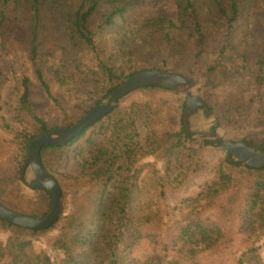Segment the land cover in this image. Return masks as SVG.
<instances>
[{
	"label": "trees",
	"instance_id": "16d2710c",
	"mask_svg": "<svg viewBox=\"0 0 264 264\" xmlns=\"http://www.w3.org/2000/svg\"><path fill=\"white\" fill-rule=\"evenodd\" d=\"M143 1L0 0V42L5 51L14 49V120L21 130L16 131L3 116L0 120L2 128L21 141L14 169L17 183L27 185L31 142L56 128L31 106L32 75L56 105L46 73L66 93L92 96L91 107L68 118L70 126L107 98L123 78L144 70H172L189 79L202 73L208 77L205 87L220 79L234 91L233 99L222 105L206 91L203 96L219 122L246 111L264 83V43L251 28V11L264 0H176V19L140 23L137 12ZM241 72L249 77L243 78ZM7 81L0 73V101ZM138 91L156 95L171 90ZM185 110L186 99L128 107L118 103L66 146H44L43 165L53 172L68 149L78 144L73 152L82 172L73 178L53 175L62 189L69 184L83 187L84 192L74 197L71 211L63 212L48 230H28L0 220V229L12 232L6 242H0V264H201V257L221 252L236 235L246 245L237 264H264L257 245L264 235V167L230 163L226 157L214 178L195 197L182 201L188 213L166 221V188L172 181L185 180L190 166L179 158L195 142L184 125ZM29 118L37 127L35 133L24 127ZM138 119L147 129L143 138L136 128ZM157 124L164 129L155 130ZM95 130L109 136L110 142H97ZM201 144L211 145L209 140ZM148 158L154 162H146ZM174 161L178 166L172 170ZM159 162H164L163 172ZM2 167L0 163V203L26 216L47 215L50 193L34 190L44 201L48 199L45 212L26 205L25 197L10 188L13 178L2 175ZM66 195L63 190V199ZM53 230L57 235L48 242L52 258L46 250L36 249L34 238ZM142 245L148 246V253L136 257Z\"/></svg>",
	"mask_w": 264,
	"mask_h": 264
},
{
	"label": "rangeland",
	"instance_id": "374dc122",
	"mask_svg": "<svg viewBox=\"0 0 264 264\" xmlns=\"http://www.w3.org/2000/svg\"><path fill=\"white\" fill-rule=\"evenodd\" d=\"M137 14L139 15L140 23H148L158 18L176 19V0H144ZM251 28L257 33L258 41L264 43V3L260 8L251 11ZM13 53L14 49H8L5 51L0 42V73L8 78V81L1 91L2 100L0 101V105L2 109L0 117L3 116L6 122L16 131H20V124L14 120L17 102L14 94L15 75L12 72L14 67ZM193 69L195 68L193 67ZM162 71L174 73L172 70ZM239 74L243 78L249 77L246 76V72H241ZM240 75L237 77H240ZM262 75L264 76V68ZM18 77L21 78V75H18ZM46 77L58 104H54V102L47 96L35 75L31 76L30 103L37 115H39L51 128L56 127L55 129H58L70 126L68 125V118L81 115L83 111L89 106L91 107L94 103L91 95L83 94L80 96H74L68 94L55 82L50 74L46 73ZM190 77V79L197 85V89L194 90V93L200 95L202 98L206 91L212 95L214 100L222 105L233 99L234 91L227 89L226 85L220 82V79L205 87L204 85L206 84V81H208L207 76H203L201 73L199 78L194 75H191ZM127 79L128 78H123L119 83H123ZM107 98L102 99L101 103L105 102ZM94 99H96V96H94ZM180 99H186L187 101L185 95L171 91H162L156 95H148L142 91H135L124 97L118 103L122 107H128L135 103L155 102L159 104L162 101L177 102ZM245 110L246 111L241 115L233 114L232 116L222 119L220 122L213 114L210 116L205 112H201L192 118V129L194 131H211L216 129L219 135L226 140L238 142L245 139L254 142L256 144L255 146L264 145V83L254 95L252 101L245 107ZM178 116V114L175 115L176 124H179ZM1 125L0 120V153L2 152L0 163L3 166L2 175L5 174L6 176H11L13 178V183L10 188L19 191V193L25 197L27 200L26 205L38 208L42 212H45L48 209V199L46 198V201H44L29 187V181L33 177L31 169L28 167L26 171L25 177L27 185L15 181L16 176L14 169L18 164L17 155L21 141L20 139L15 138V134L6 132ZM164 126L165 128L173 127L171 125ZM24 127L30 133H35L37 131V127L33 124L32 118H29L28 121H24ZM136 128L141 137H145L147 129L144 126L142 119L137 120ZM162 129H164V127L159 124L155 126V130L157 131H161ZM90 131L91 130L88 132ZM96 133H98V130H95L94 136V139H96L97 142L102 140V145H106L110 142L109 136H102ZM194 139L195 142L189 144L188 148L183 151L179 158V161H183L184 164L190 166V169L187 170L185 180L182 183L172 181L166 188V197L163 205L164 208L167 209L165 212V219L167 222L188 213L189 208L182 204V201L195 197L201 189L214 178L220 163L227 157V152L225 150L219 149L212 144L209 146H203L201 141L204 140L200 138ZM77 145L68 149L64 158L54 165L53 172H48L52 175L55 172L57 178H61V176H63L62 178H73L79 175L82 172V167L79 161L75 158L73 152ZM189 154L194 155L191 160L186 159L185 155ZM146 162H154V159L148 158L146 159ZM177 163L178 162L176 161L173 162L171 166L172 170L176 169V166H178ZM157 165L163 172L165 168L164 162H159ZM182 170L184 171L185 169L183 168ZM56 177L54 176V178ZM63 190L67 194L63 199V212L68 214L73 207L74 197L82 194L84 188H73L69 186V184H66L62 191ZM11 234L12 232L10 230L0 229V242H6ZM56 235L57 230H53L45 235L35 237L34 241L36 243V249L46 250L53 258L54 255L48 248V242ZM233 239V242L221 252L201 257V264H237L239 257L246 249V245L242 242V237L240 235L234 236ZM257 245L260 247L259 252L264 262V235ZM147 253L148 246L142 245L135 253V256L142 258Z\"/></svg>",
	"mask_w": 264,
	"mask_h": 264
},
{
	"label": "water",
	"instance_id": "95a60500",
	"mask_svg": "<svg viewBox=\"0 0 264 264\" xmlns=\"http://www.w3.org/2000/svg\"><path fill=\"white\" fill-rule=\"evenodd\" d=\"M147 87H157L171 90L186 96L184 125L187 133L193 138L209 140L210 143L227 152L230 163H243L250 168L264 167V145L250 146L245 141L233 142L222 138L217 130L194 131L191 120L201 112L211 116L209 107L203 98L194 93L197 85L189 78L177 73L162 70H145L128 78L119 85L105 102L92 108L76 125L55 129L36 137L30 144L27 156L32 179L29 187L33 190H46L50 193L52 204L50 212L42 217H30L13 211L0 203V220L28 230L45 231L58 222L63 214V191L59 182L44 167L41 150L44 146L63 147L83 133L92 125L109 115L124 97Z\"/></svg>",
	"mask_w": 264,
	"mask_h": 264
}]
</instances>
